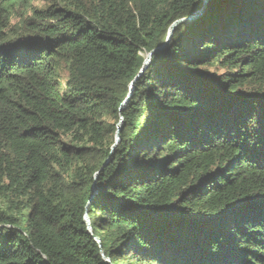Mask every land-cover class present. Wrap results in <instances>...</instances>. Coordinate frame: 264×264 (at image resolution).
Returning <instances> with one entry per match:
<instances>
[{
  "label": "trees",
  "instance_id": "obj_1",
  "mask_svg": "<svg viewBox=\"0 0 264 264\" xmlns=\"http://www.w3.org/2000/svg\"><path fill=\"white\" fill-rule=\"evenodd\" d=\"M32 1L0 0V264H264V0Z\"/></svg>",
  "mask_w": 264,
  "mask_h": 264
},
{
  "label": "rangeland",
  "instance_id": "obj_2",
  "mask_svg": "<svg viewBox=\"0 0 264 264\" xmlns=\"http://www.w3.org/2000/svg\"><path fill=\"white\" fill-rule=\"evenodd\" d=\"M32 3L34 5H39V6H45L46 3L43 1V0H33ZM14 20H16L14 18ZM177 29V28H176ZM171 33V32H170ZM63 74L66 75L67 74V68L65 67V62L63 63ZM201 71H204L203 73L207 74L208 76H210L211 78H216V76H219L221 73H223L225 71V68H222L220 66L218 67H214V66H209L207 70H201ZM118 125L120 128H122V126L124 125L123 121H119L118 122ZM115 141L117 139V143L119 142V134H117L115 137H114ZM117 143L115 142V144H113L111 146V150L113 151L115 148H116V145ZM99 177V172H96L95 173V178ZM95 189H96V186H95Z\"/></svg>",
  "mask_w": 264,
  "mask_h": 264
},
{
  "label": "water",
  "instance_id": "obj_3",
  "mask_svg": "<svg viewBox=\"0 0 264 264\" xmlns=\"http://www.w3.org/2000/svg\"><path fill=\"white\" fill-rule=\"evenodd\" d=\"M207 1V0H206ZM186 21V19H181V20H179L178 22H176L173 26H172V29H171V33L170 34H172L173 33V30L176 28L175 26L177 25V24H179V23H183V22H185ZM157 49H155V50H153V51H151L149 54H148V56H147V58H146V60H145V64H144V69L148 66V64L150 63V61H151V56L153 55V53L156 51ZM87 221H88V224H90V219L87 217Z\"/></svg>",
  "mask_w": 264,
  "mask_h": 264
}]
</instances>
